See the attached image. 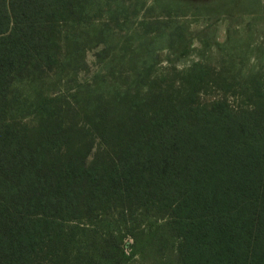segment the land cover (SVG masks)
I'll use <instances>...</instances> for the list:
<instances>
[{
    "label": "trees",
    "instance_id": "trees-1",
    "mask_svg": "<svg viewBox=\"0 0 264 264\" xmlns=\"http://www.w3.org/2000/svg\"><path fill=\"white\" fill-rule=\"evenodd\" d=\"M139 3L0 0V264H264V82L201 100L219 70L158 69Z\"/></svg>",
    "mask_w": 264,
    "mask_h": 264
},
{
    "label": "rangeland",
    "instance_id": "rangeland-1",
    "mask_svg": "<svg viewBox=\"0 0 264 264\" xmlns=\"http://www.w3.org/2000/svg\"><path fill=\"white\" fill-rule=\"evenodd\" d=\"M125 1L132 3L130 11H135L139 2H144L134 16V27L137 29L141 26V20L151 22L157 18L162 21L146 26L155 35L154 51H160L161 54L158 69L173 72L174 67L180 70L195 61L204 60V63L213 67L215 72L219 70V73L209 74L211 81L204 85L200 93L201 100L224 96L235 109L251 106L243 103L246 100L240 86L245 84L248 87L252 72L264 82V0ZM161 27L166 28L162 30ZM162 31L167 35H163ZM124 33L121 27L113 28L107 42L115 40L117 45L112 43L109 51H126ZM104 46L102 43L86 51L87 66L70 76L81 80L93 75L101 63L97 61L95 53L102 51ZM185 51L187 53L183 54ZM65 74L67 73L63 74L60 83L70 86L67 79L69 77ZM231 81L235 85L227 92L220 88L223 83ZM131 241L130 237L124 238V242Z\"/></svg>",
    "mask_w": 264,
    "mask_h": 264
}]
</instances>
